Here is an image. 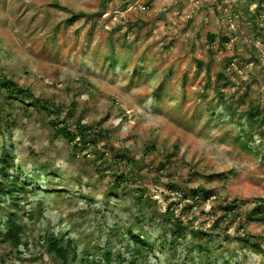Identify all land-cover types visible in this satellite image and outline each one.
Returning a JSON list of instances; mask_svg holds the SVG:
<instances>
[{
  "label": "rangeland",
  "instance_id": "1",
  "mask_svg": "<svg viewBox=\"0 0 264 264\" xmlns=\"http://www.w3.org/2000/svg\"><path fill=\"white\" fill-rule=\"evenodd\" d=\"M2 78L54 103L71 130L96 134L93 149H75L54 138V114L0 100L11 123L3 166L31 180L25 196L0 199V218L16 214L28 244L18 254L0 237V264H58L46 234L76 243L74 264L100 261L107 248L114 264L118 253L130 264L129 230L156 243L143 264H183L190 236L178 254L159 245L170 212L207 233L217 219L230 227L209 243L217 254L186 264H264L237 241L264 244V222L249 218L264 206V137L243 149L250 121L230 116L264 110V0H0Z\"/></svg>",
  "mask_w": 264,
  "mask_h": 264
},
{
  "label": "trees",
  "instance_id": "2",
  "mask_svg": "<svg viewBox=\"0 0 264 264\" xmlns=\"http://www.w3.org/2000/svg\"><path fill=\"white\" fill-rule=\"evenodd\" d=\"M209 39L211 42L214 41V36L210 35ZM220 79H223V75H219ZM219 95V103L217 105H227V96L223 94L221 90L218 91ZM4 98L11 101H31L34 103L32 105L36 106L41 111L47 112L49 114H54L56 116L55 121L52 122L54 128V138L55 139H63L66 142L74 143L75 149L84 150L88 146L90 149H93L95 145L94 130L90 126L82 125L81 123H77L73 130L63 121L59 120V109H55L54 103H49L48 101L42 99H35L31 93V91L24 87L19 86L17 82L13 80H7L6 78H2L0 80V100ZM219 107V106H216ZM232 119H234L235 123L238 126H242L240 123L241 120L246 119L250 121V124L242 126L241 128V137L237 138L239 143L243 149L251 151V146L255 142V138L259 137L262 139L264 137V110H260L258 108H252L247 111L245 114L240 116H234L232 112L230 113ZM238 119V121H236ZM13 123V122H12ZM11 129V123L0 120V135L4 136L6 132L8 133ZM104 131L98 133V137L104 135ZM93 137V139H92ZM241 139V140H240ZM77 141V142H75ZM95 154L101 155L98 156L102 158L101 152L95 151ZM123 161L129 160L125 154L118 155ZM4 173L3 180L0 179V199L2 197H7L13 199L14 196H25L29 193L28 185L30 181L28 178L23 177V170L18 169L17 171L12 172V170L7 166H3V158L0 157V174ZM13 173V174H11ZM126 179L123 175H116V183L119 185L121 182H124ZM118 187V186H116ZM199 193L205 199L210 197V191L204 188H199L196 192ZM195 194V192H194ZM143 196L140 193L137 196V200L139 202H143ZM1 203V201H0ZM15 207H18L16 202L14 201ZM237 206L235 203L229 204L227 206L228 215L225 217H230L232 213L236 210ZM264 214V206H259L255 210H253L249 216V218H256L257 220L264 222V218L261 216ZM5 221H2L0 218V237L4 242H7L12 250L16 251L18 254H21V247H27V242H24L25 235V226L20 224L17 220V216L14 213H10L6 216ZM31 220H33V216H28ZM166 219V227L163 230L164 236L162 237V241L160 242L161 247H166L170 251L175 254H178L179 246L182 245L183 240L190 236L191 243L189 246H186L187 257L182 261L183 264H186L192 254H199V260L202 262V256L205 255L207 257V252L212 250L211 246H209L211 241L215 239V241H219L220 237L223 235H227L228 229L230 228L226 224L224 227H220L217 219L215 221L214 229L209 233L199 229L194 228L188 222H185L182 218L176 217L172 212L167 213L165 215ZM225 219V218H223ZM130 228V227H129ZM129 243L126 245L127 252L132 253V256L135 260H133L130 264H136L139 260H142L140 264H143V261L148 258V255L155 251L156 243H150L145 235L140 233H134L129 230ZM168 235L170 238H168ZM123 236L125 234L123 233ZM126 237V236H125ZM165 237V238H164ZM213 238V239H212ZM127 239V238H126ZM158 241V240H157ZM238 243L243 244V249L251 252L254 255L264 257V244L258 241H255L253 236L242 234L237 236ZM42 246L46 248V253L50 255L58 264H74L78 261V251L77 245L73 240L64 241L63 238L55 236L53 234H46L41 238ZM219 248L213 251V255L217 254ZM101 251V248H99ZM101 259L90 261L87 260L85 264H114L115 256L114 252L109 248L107 250L102 251ZM121 264H129L123 255L118 253L116 257ZM210 258V257H209ZM149 259V258H148Z\"/></svg>",
  "mask_w": 264,
  "mask_h": 264
}]
</instances>
